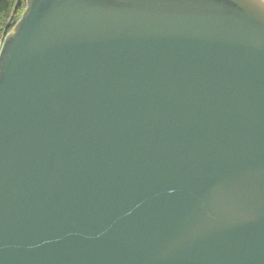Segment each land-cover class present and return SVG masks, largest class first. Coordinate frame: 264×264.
<instances>
[{"label": "water", "instance_id": "1", "mask_svg": "<svg viewBox=\"0 0 264 264\" xmlns=\"http://www.w3.org/2000/svg\"><path fill=\"white\" fill-rule=\"evenodd\" d=\"M25 4L0 264H264V1Z\"/></svg>", "mask_w": 264, "mask_h": 264}, {"label": "trees", "instance_id": "2", "mask_svg": "<svg viewBox=\"0 0 264 264\" xmlns=\"http://www.w3.org/2000/svg\"><path fill=\"white\" fill-rule=\"evenodd\" d=\"M25 2L26 0H0V46L4 34L12 29L21 16Z\"/></svg>", "mask_w": 264, "mask_h": 264}]
</instances>
